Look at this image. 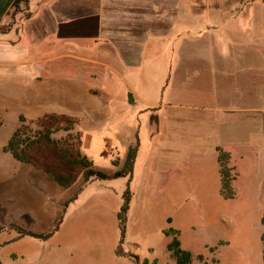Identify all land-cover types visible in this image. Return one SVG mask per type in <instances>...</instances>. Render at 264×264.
I'll use <instances>...</instances> for the list:
<instances>
[{
	"label": "rangeland",
	"instance_id": "rangeland-1",
	"mask_svg": "<svg viewBox=\"0 0 264 264\" xmlns=\"http://www.w3.org/2000/svg\"><path fill=\"white\" fill-rule=\"evenodd\" d=\"M42 1L31 0L34 13ZM102 3L101 16L53 30L37 15L32 26L19 23L18 32L2 36L17 46L0 52L1 264H24L16 262L20 252L34 264L30 258L62 243L79 248L86 264H176L167 248L170 227L193 253L190 264H264V37L261 47L247 33L240 37L245 19L236 17H264V0H88L85 8ZM219 9L230 12L215 18ZM79 26L84 33L75 36ZM83 100L99 113L92 108L90 117ZM51 113L76 117L71 137L64 129L53 136L81 141L93 167L109 176L83 186L65 214L61 202L79 193L82 181L68 189L4 151L21 115L36 131ZM137 134L132 175L115 177ZM217 147L230 152L237 173L230 199L222 194ZM127 184L122 237L117 212ZM59 220L47 242L18 239L12 227L45 233Z\"/></svg>",
	"mask_w": 264,
	"mask_h": 264
},
{
	"label": "trees",
	"instance_id": "trees-1",
	"mask_svg": "<svg viewBox=\"0 0 264 264\" xmlns=\"http://www.w3.org/2000/svg\"><path fill=\"white\" fill-rule=\"evenodd\" d=\"M29 0H6L5 6L1 11H5L7 7L18 9L22 5L27 6ZM8 27V26H7ZM22 122L14 133L12 134L9 142L4 147L5 152H10L14 158L21 162L29 163L35 167L43 170L53 177V179L64 187H70L80 174H83L86 181L92 178L105 180L109 176L100 170L93 167V162L81 151V141L70 143L69 138L62 141L53 136L57 131L64 129L70 136V132L75 129L76 117L67 116L64 114H45L43 118V128L31 131L28 125L25 124L26 117L20 116ZM65 124V126L61 125ZM2 120L0 118V126ZM79 133V132H78ZM80 133L78 138L80 139ZM140 146L139 136H136V142L132 145L127 153L124 166L116 171L115 177H127L132 175L137 160L138 150ZM218 162L220 165V173L222 178V194L226 199L234 197L235 191L233 188V180L236 179L237 173L234 168L229 165L230 152L225 151L221 147H217ZM118 163V161H115ZM132 193L127 184V188L123 194V203L118 212V220L121 225L122 237L126 231L127 212L129 210V203ZM68 205V203H67ZM62 220H59L56 228L53 231L38 233L31 230L24 229L20 226L13 225L18 232L19 238L23 236H31L43 240H47L54 235L59 229ZM168 222H172V218H168ZM4 227L0 226V232ZM165 234L172 236V240L167 244V248L171 253L172 258L175 259L176 264H190L194 256L190 250L182 247V242L179 239V231L173 227L167 228ZM264 239V234H262ZM211 252L216 250V246H209ZM121 249L117 251L119 254ZM199 260H204L203 254L198 255ZM1 264V260H0ZM144 264H158L156 261L150 262L145 259Z\"/></svg>",
	"mask_w": 264,
	"mask_h": 264
},
{
	"label": "crops",
	"instance_id": "crops-1",
	"mask_svg": "<svg viewBox=\"0 0 264 264\" xmlns=\"http://www.w3.org/2000/svg\"><path fill=\"white\" fill-rule=\"evenodd\" d=\"M87 1L88 0H43L41 3H39L40 4L39 11L34 13V11L31 8V5H30L31 0H29L27 6H25L23 8V11H19L13 15L10 13V11L12 10L11 7H7V9L5 11H1V8L3 6H5V4H6V0H0V26L4 27L3 29H0V50H2L0 52H4L7 54L14 52L15 51L14 49L17 46V40L16 39L15 40L14 39H11V40L10 39H3L2 36H7L8 34L12 33L13 31H15V30L17 31V27H18L19 23L25 25V27L26 26L28 27L29 25L32 26L33 25L32 23H34L37 20L36 19L37 15L38 16L41 15V18L43 20H45V22H47V28L48 29L51 28L54 30V28L57 26V24L61 23V26H63L64 22H66V21L75 20V19L85 20L88 17L91 18L89 15L96 14V13L101 11L103 3L101 5H99V7L95 9V11L86 10L85 5H86ZM224 11H227V10L219 9L218 13H216V16H214V17L218 18L219 16H221L222 19H224L226 17V14H228L230 12V11H228V13L222 14V12H224ZM92 12H94V13H92ZM25 14H29L30 17H26ZM98 14H99V16H101L100 13H98ZM218 14H221V15L218 16ZM260 14H261V12L260 13H258V12L248 13L245 11L244 13L238 14L236 17L238 18V21H239L238 23H241V19H243V17L245 19V25H244L245 29L242 31H239V33H240L239 36L241 37L242 34L247 33V35L249 37H253L254 46H257L256 42H258L259 46L261 47L260 42H261L262 37H264V27L263 28L261 27V20H263L264 17H262ZM237 18H236V20H237ZM96 19H97V16H96ZM251 20L254 21V23H252V26L250 25ZM102 22H103L102 26H104L106 22L104 23L103 17H102ZM253 24H254V26H253ZM56 30H58V28H56ZM62 30H63V28H62ZM83 33L84 32L81 31V27L79 26L78 32L76 34L75 33L74 34H75V36H80ZM61 35L63 36L62 38L68 39L71 36V33L70 34H69V32H67L66 34L61 33ZM20 40H21V37L18 38V41H20ZM240 42H242V40ZM134 100H135V98H134ZM80 107L82 108L83 111L88 110L87 112L89 113L90 117L93 116V114L91 112H93V110L95 108H96V113H99V106H97V104L92 102L91 100H83L81 102ZM92 108H94V109H92ZM74 111H75V108H74ZM25 117H28V116L25 115ZM31 118H35V117H31ZM84 120L86 122L87 119L86 118L83 119V122H84ZM137 128L140 129L141 124H139ZM127 143L129 144L130 142H127ZM134 144H132V143L129 144L128 150ZM128 150H127V153H128ZM7 153H10V152H7ZM93 180H96V179L92 178L91 180L86 181L83 174H80L77 177V180L70 187H66L68 189H74L73 187L77 183L82 181V185H81L82 187L79 190V193L76 192L75 194L66 198L65 201L61 202V206L63 208L64 214L66 213V208H68L69 205L72 202H74L75 199H77L79 197L80 191L82 190L83 186H86L87 183H90ZM122 200H123V198H122ZM67 203H68V205H67ZM122 203H123V201H122ZM118 212H119V210H118ZM118 212H117V217H118ZM32 238L43 241V239H39V238H35V237H32ZM47 240H49V239H47ZM44 241H46V240H44ZM57 247L53 248L54 250L52 251V253L49 256L46 257L45 255H37L35 260H33V258H30V261H32V262L34 261V264H86L85 260H84V256L81 254V250L79 248L75 247L74 245L67 246L66 244L62 243V245H58ZM42 250L47 251L48 245L45 244L43 246ZM25 256H26V254H24L23 252H20L19 255H15L16 262H21V263L25 262L26 264H29V261H23ZM155 261L157 262V260H155ZM141 262L144 263V260Z\"/></svg>",
	"mask_w": 264,
	"mask_h": 264
},
{
	"label": "water",
	"instance_id": "water-1",
	"mask_svg": "<svg viewBox=\"0 0 264 264\" xmlns=\"http://www.w3.org/2000/svg\"><path fill=\"white\" fill-rule=\"evenodd\" d=\"M129 101L130 102H133L134 101V98H133V95L130 93V95H129Z\"/></svg>",
	"mask_w": 264,
	"mask_h": 264
}]
</instances>
